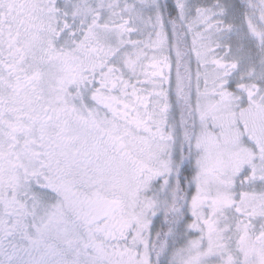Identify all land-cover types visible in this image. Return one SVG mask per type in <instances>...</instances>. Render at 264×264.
I'll list each match as a JSON object with an SVG mask.
<instances>
[{"label":"flooded vegetation","instance_id":"af4514ba","mask_svg":"<svg viewBox=\"0 0 264 264\" xmlns=\"http://www.w3.org/2000/svg\"><path fill=\"white\" fill-rule=\"evenodd\" d=\"M160 1L179 56L153 59L141 78L105 50L86 4L0 0V264H163L168 241L157 252L134 194L169 182L175 150L182 178L196 128L264 160V67L245 66L241 44L215 43L234 36L237 5Z\"/></svg>","mask_w":264,"mask_h":264},{"label":"rangeland","instance_id":"374dc122","mask_svg":"<svg viewBox=\"0 0 264 264\" xmlns=\"http://www.w3.org/2000/svg\"><path fill=\"white\" fill-rule=\"evenodd\" d=\"M74 1L87 5L82 11L87 14L86 21H98L101 44L107 52L117 51L118 61L129 75L140 76L153 59L169 56L176 63L179 53L175 32L166 21L160 0ZM170 1L174 9V1ZM231 2L237 5L231 21L237 29L230 39L219 37L215 43L241 44L245 66L264 67V0ZM198 70L201 75L200 64ZM140 77L144 78L143 74ZM174 78L172 92L176 94L178 77ZM202 78L198 79L199 87L210 89ZM205 100L200 97L196 106L200 116L208 113ZM196 129L198 145L191 161L193 177L187 187L179 193L180 182L174 174L180 163L175 150L169 182L158 184L155 192L151 191L153 196L136 190L134 220L145 234L151 231L153 243L173 216L165 264H264V209L258 206L264 201V160L255 161L257 153L252 145L242 142L236 148L209 139L201 124ZM244 153L253 156L254 161L239 163L246 158ZM252 171L259 179L247 187ZM179 200L181 205L175 207Z\"/></svg>","mask_w":264,"mask_h":264},{"label":"trees","instance_id":"16d2710c","mask_svg":"<svg viewBox=\"0 0 264 264\" xmlns=\"http://www.w3.org/2000/svg\"><path fill=\"white\" fill-rule=\"evenodd\" d=\"M167 7L169 9L170 5L168 4ZM182 173H183V176L179 180V182H180L179 193H181V190L183 191L184 188L187 187L188 183L190 182L191 178L193 177L192 176L193 175L192 164L189 161L185 162V165L183 166V169H182ZM180 203H181V200L177 201V204L175 205V207H179L181 205ZM172 219H173V216L170 217L169 221H167V223H165V225L163 226V228H161V230L159 231V233L157 235V240H156L155 245H154V248L157 250V252H158V250L161 249V246L163 245V243L165 241H167L168 233L171 231V228L174 226V222ZM164 252H166V254H167L168 251L164 250ZM165 259H166V257L162 261L163 264H165V262H164ZM160 261H161V258H159V256H158V262H160Z\"/></svg>","mask_w":264,"mask_h":264}]
</instances>
